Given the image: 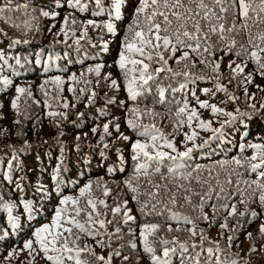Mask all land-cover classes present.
<instances>
[{"label": "trees", "instance_id": "1", "mask_svg": "<svg viewBox=\"0 0 264 264\" xmlns=\"http://www.w3.org/2000/svg\"><path fill=\"white\" fill-rule=\"evenodd\" d=\"M72 2L74 3V0ZM127 2V13L116 19L112 15L110 1L100 0L98 5L96 0H80L79 5L70 7L69 0H0V7L20 5L18 12H6L5 16L0 19V55L5 57L4 60H0V81L5 78L12 81L7 87L0 83V102L12 95L13 84L16 82L39 81L43 82L41 85H44V91L39 85L35 89L28 90L31 93L30 96L28 93L20 96L19 103H21L23 114L17 115V121L21 128H15L10 119L12 111H9L6 104L4 108L0 107V123L1 120L5 122L3 125L5 140H0V256L4 255V250L10 244L19 243L28 236L30 229H34L46 220L52 211L53 204L60 203V200L65 197L78 198L80 188L91 184L92 197L96 200L100 212L99 218L106 221L115 219L116 222L107 224L105 229L94 225L101 235L92 239L81 233V239L77 242V246L83 248L87 245L95 255L106 258L110 251L118 250L120 255H113L112 264H152L151 255L144 251V244L139 235L141 227L146 223L160 225L159 231L148 237V241L154 249L153 254L163 258L164 247L175 248V251L170 252L169 264H182V261L184 264H196L197 259L204 261L208 255L207 249L210 247L214 249L212 264H215L216 257L219 258L221 264H232L233 261L236 264H264V234H261L260 231H256L249 240L250 243L244 255L236 250L237 244L256 226L251 220H254L251 213L244 214L240 221L239 218L228 215L231 211L230 207H220L221 204H235L239 208L237 202L243 199L246 201L245 205L253 204L260 210L258 190L256 195H252V189H247L241 196L235 189L239 186L244 190L246 185L242 182L239 185L236 183L229 185L225 181L227 179L234 182L256 179L257 173L251 172L248 166V161L254 155L255 150L247 145L250 143L264 145V116L255 109L249 108V104L254 102L248 99V94L245 95L248 87L250 89L257 88L260 84L259 82L247 83L243 74L232 79L233 73L228 66L233 61L242 65L246 64L245 73L255 77L259 75V71L251 60L237 57L234 52L225 54L226 49L223 46L216 50L214 55L207 56V59L220 63L221 79L219 83L227 88L228 93H231L235 100H230L223 91L215 89L217 80L211 69L205 68L193 55L191 63H194L196 67L188 70L193 77L204 76L207 79H186L183 76L172 77L171 73H162L163 79L158 78L159 85H153L147 91H142L141 95L135 101L133 100L138 105L132 108H139L142 112L145 109H152L154 115H141L139 124L155 125L178 151H180L181 141L184 138L182 132L187 130L189 123L187 115L182 114L178 118L176 110L185 102L188 103L189 110L193 108L197 112L202 110V114L198 113V116L200 115L201 120L209 122L211 131L206 134L205 139H203L204 137L201 139L202 141L195 140L197 145L203 146L193 151L187 164L192 169H199L198 172L194 171L193 175H201L202 178H208V170L211 169L213 187H216L214 178L219 176L225 192L231 191L232 196L220 200L206 199L203 212L209 217L208 221L198 218L201 216L198 206L184 204L183 207L178 205L172 209L173 212L188 216L195 222L197 233L195 237H191L186 231L192 225L185 224L182 220L178 222L172 219L171 213L168 211H164L162 215H157L155 212L144 215L139 211L141 203L146 200L143 193L149 187L147 181L151 179L155 183H165V180L160 178V174L145 176L143 171L138 174L135 172L137 161L132 159L134 154L132 143L137 140L142 143H150V139L138 135V131H143V128L130 129L132 139L126 144V149L121 151L117 142H114L112 146H106L105 140L112 137V133L108 131L106 134L104 129L100 130L99 125L105 120H114L113 114L119 104V98H122L123 94L128 95L124 75L117 64L125 41L116 45L114 50L109 48L106 52L108 55L103 62L108 69L105 77L116 79L120 86L118 91L111 93L100 92L102 90L99 85L101 78L96 77V81L92 80L88 71V67L96 66L99 58L102 57L103 49L98 45L106 40L96 39L90 44L82 43L81 45L82 40L77 39L81 37L82 31L87 30H94V36L106 39L108 34H104L105 22L103 18H108L113 19L117 25L118 32L115 38L120 36L119 42L125 37L131 40L133 33L129 32V26L135 19L139 0H128ZM41 10L56 13L57 17L54 20L46 19L41 15ZM94 13L99 14L94 15ZM59 15L61 18L58 20ZM66 16L71 18L67 25L64 24ZM73 19L76 21L75 24L72 23ZM89 20L95 24L88 25ZM25 22H28L29 27L24 26ZM62 27L68 36L67 39L64 36L62 41H58L59 37L56 35L61 33ZM53 37L55 45H52ZM15 40H19L20 43H13ZM77 40L79 43L76 42ZM95 42V52H92L91 55L82 53L83 50L86 53L91 52L90 46ZM179 54L177 53V55ZM52 56L55 61H52ZM133 58L138 57L133 56ZM52 62L56 65L54 68H51ZM169 65L175 71L183 70V66H178L174 59L169 61ZM155 66L153 65V67ZM126 67L130 69L132 65L128 64ZM79 73L84 74L83 80L80 81L77 76L76 81H73L71 77L79 75ZM57 76L63 81L59 87L62 90L59 97L54 94L56 85L51 82ZM66 77L70 78L66 79ZM45 81L48 83L45 84ZM182 83L185 84L184 88H180ZM159 87L165 89L163 103L159 101ZM69 88H72L73 91H69ZM83 88L84 91H82ZM205 89L214 90L217 95H211V93L203 95L202 92H205ZM45 92H47V96H45ZM218 96H220L221 102L228 104L229 112L236 116V121L233 120L225 124L220 133H214L212 129L220 128V126L215 128V125L211 124V121L206 118L210 115V108H199L198 101H207L209 104H215L221 108L217 103ZM64 103L68 104L67 108L63 107ZM63 109L66 112H62ZM122 110L125 112L127 108L123 107ZM237 110L239 111L237 112ZM50 111L63 115L52 117L48 114ZM242 113L245 115H241ZM126 115H128V119L133 116L131 111ZM127 118L124 117V127L129 129ZM226 120H228L227 117H225ZM198 122L194 118L191 124ZM248 123L250 124L249 129ZM254 123H256L255 126L252 125ZM63 126L65 127L60 130ZM94 127H96V131L92 133L91 129ZM22 130H25L27 134L23 135ZM192 133L188 136H191ZM82 134H85L84 140L77 141L75 136ZM202 134L204 135V132ZM205 140H208L206 145ZM189 144L192 147L191 141ZM242 144L245 146L243 151H241ZM1 146L10 147L11 150L5 154L7 149ZM171 154L176 155L175 152ZM235 159L245 162V167L238 168L232 163ZM139 162L143 163V158ZM169 163L171 162L165 161V164L161 165V173L167 181L175 180L176 183L188 184V181L176 180L174 176L168 174L166 165ZM221 164H224L223 168L220 167ZM153 166L154 162H149L150 172L153 171ZM232 169H236L242 175L233 174ZM54 177L56 178L54 179ZM129 180H132L134 186L139 185L138 193L134 194L126 187L125 182ZM192 184L197 192L201 191V186L195 184V181ZM204 187L206 188L207 185ZM106 190L108 195L104 194ZM133 195L138 196L139 203L132 199ZM85 199H81L80 207H84ZM192 199L194 206L199 205L197 197ZM100 200L104 201V205L99 204ZM125 201L127 206L122 208V212L131 210L130 214L134 217V220L127 224L124 223L122 214L113 218L111 213V208L123 205ZM25 203L30 205L27 210L24 208ZM213 204L218 209L215 213L209 206ZM6 205L11 207V216L4 218ZM64 208L71 209L72 206L69 203ZM259 210L257 209L255 212L260 221L264 222V213ZM63 216L65 218L64 214ZM166 217L167 220H165ZM12 218H15V225L12 223ZM77 219L84 222L82 218ZM234 221L236 223L232 224ZM225 223L227 228L222 229L220 225ZM246 223H249V227L246 226ZM169 225L173 229L179 227L181 230L169 232L167 230ZM117 227L121 231L115 234ZM201 230L207 237L203 242L200 240ZM76 231L78 230L74 229V232ZM229 236L233 238L231 242L228 240ZM100 239L104 241L105 247L103 248L97 246L96 240ZM173 239L177 241V244L163 245L161 243L162 240L171 242ZM180 243L186 244V251L178 247ZM193 243L197 245L196 249H192ZM132 244H136V247H131ZM217 245H219L218 250ZM195 252L200 253L198 258H194ZM80 258L90 261L91 264H98L95 257L87 252H82ZM65 264H74V261L65 257Z\"/></svg>", "mask_w": 264, "mask_h": 264}, {"label": "snow or ice", "instance_id": "2", "mask_svg": "<svg viewBox=\"0 0 264 264\" xmlns=\"http://www.w3.org/2000/svg\"><path fill=\"white\" fill-rule=\"evenodd\" d=\"M99 5L100 0H96ZM80 4V0H69V6L75 7ZM113 6L116 10V19H119V8L121 6V0H113ZM20 5L16 6H3L0 7V19H2L6 12H18ZM83 10V9H81ZM99 13H94L97 15ZM41 15L48 16L49 13L41 10ZM69 17L64 18V24L67 25ZM72 23L76 21L73 19ZM88 25H92L93 21L89 20ZM26 28L29 27L28 22L24 25ZM104 27L108 32L113 33L114 28L111 23L105 24ZM139 29V30H134ZM129 32L133 33L131 40L125 38L123 50L120 53L117 64L121 69L127 88L129 98L136 100L141 95L142 91H147L153 85H159V79H163L162 73H171L172 77L183 76L186 79H207V77L199 76L193 77L192 73L188 70L195 68L196 65L191 63V57L194 55L199 63L204 65L205 68H210L214 74L217 83L215 89L217 91H223L228 95L230 100H235V97L228 93L227 88L219 83L221 79L220 63L216 61H209L207 56L214 55V52L223 46L226 49L225 54L234 52L237 57H244L247 60H251L256 64L257 70L261 76H264V0H139V5L135 12V19L133 24L129 26ZM61 33L64 34L67 39L68 33L65 29L61 28ZM86 32L81 33V38L86 36ZM239 37V39H237ZM79 43V40L76 41ZM13 43L19 44V40L13 41ZM27 43V41H24ZM177 53H180L177 55ZM133 56L138 58H133ZM5 57L0 55V60H4ZM175 60V63L179 66H183V70L175 71L169 65L170 60ZM235 61L230 62L229 68L233 73L232 79L236 76L244 75L247 83H252L251 74L245 73V65L235 64ZM131 64L132 67L129 69L126 65ZM153 65H156L153 67ZM89 72L95 71L97 75L100 73V67L95 69L89 68ZM83 75V74H82ZM109 77H105L108 79ZM73 81H76L75 75L71 77ZM56 85L57 92L59 91L60 85L63 83L59 76L54 77L51 81ZM151 82V83H150ZM5 87L9 86L12 81L4 79L0 81ZM48 81H45L47 84ZM112 86L116 85V81H112ZM185 84H180V88H184ZM259 87V86H257ZM41 90L44 91V85H41ZM264 91V89H261ZM69 91H73L69 88ZM175 91V89H173ZM206 93L209 91L204 90ZM31 93L23 87H16V97L11 102V107L17 109L18 101L22 94ZM159 101L163 103L165 101V89L159 87L158 89ZM94 95V94H93ZM247 95V91H245ZM47 96V92H45ZM251 98V97H250ZM223 103V101H222ZM199 108L208 109L210 108L211 113L216 115H222L228 118L224 123L220 125V128L212 129L214 133H220L221 129L224 128L225 124L230 123L236 119V116L232 112H226L222 108L217 107L215 104H209L207 101H198ZM47 106V102H46ZM255 108V105H250ZM63 107L67 108L68 104L64 103ZM264 107V105H261ZM131 113L135 116V120L129 119L127 121L128 126L134 130L143 128V131H138V135L144 136L150 139V143H141L139 140L132 143L133 161H137L135 172L138 174L141 171L145 176L153 174H160V178L165 180L164 184L155 183L151 179L147 181L149 185L148 189L143 193L146 200L141 203L139 211L148 215L149 212H155L157 215H162L164 211L171 213V218L176 221H183L185 224L192 225L191 228L186 229L191 237H195L196 224L188 216H182L179 213L173 212L172 209L176 206L183 207L184 204L193 207H199L201 216L198 217L204 221H208L209 217L204 214L203 209L205 206L206 199L211 200L215 198L220 200L222 198L227 199L232 196V192H225V188L220 181L219 176H216L214 188L211 183V172L209 169V177L202 178L201 175H193V172H198L199 169H192L187 164V160L190 158L193 151L203 145H197L195 143L196 133L193 132L191 136L185 135V141H191L192 147H186L184 151H178L175 145L167 140L159 129L155 125H143L139 124L138 121L141 115H154L152 109H145L143 112L139 108H132ZM239 110H237L238 112ZM52 117H56L58 114L54 111L48 113ZM182 114L187 115V121L189 126L193 119L199 121V127L204 130L210 129V124L207 121L201 120L198 116L195 108L190 109L188 103L185 102L183 106L176 110V116L179 118ZM245 115V114H241ZM95 132V129H93ZM109 131V125H104V132L107 134ZM124 140H128L127 136L121 137ZM103 140V137H101ZM205 145L208 140H205ZM247 147L255 150L254 155L248 161V166L251 172L257 173V178L254 180H243L233 181L227 179L225 183L232 185L236 183L239 185L241 182L246 185V189L242 190L239 186L236 187L235 191L243 196V193L247 189H252V195L257 194L261 206H264V145L258 143H250ZM245 146L241 145V151ZM168 149L170 151H165ZM175 152L176 155L171 153ZM143 158V163L139 160ZM165 161L171 163L167 164V172L169 175L174 176L176 180L188 181V184L176 183L175 180L168 182L166 177L161 173V165L165 164ZM258 161V162H257ZM149 162H154L153 171H149ZM238 168L245 167V162L240 159L232 161ZM221 168L224 164L220 165ZM259 170V171H258ZM59 172V170H57ZM231 172L237 176L242 174L237 172L236 169H232ZM56 177H54L55 179ZM201 186V191L197 192L193 187L192 182ZM126 187L134 194L139 192V185L133 184L132 180L125 182ZM207 185L205 188L204 186ZM108 195L107 190L104 193ZM193 197H197L199 205H193ZM85 199L84 207H80L81 199ZM133 200L137 201L138 196L133 195ZM183 201V203H181ZM242 204L246 203L243 199L240 201ZM71 204L72 208L58 207L56 209L55 216L51 221V225L45 224L35 229L32 233V239L24 242L21 251H27L33 260L36 256L43 254V258L50 262V264H65V257L68 260H73L74 264H91L90 261L82 260L80 258L82 252H87L89 255L95 257V261L98 264H112L113 255H120L118 250L109 252L108 257L97 256L93 251L89 249L87 245L83 248L77 246V242L81 239V233L96 239L97 236L101 235L94 225H98L100 229H105L107 224L115 223V219L104 220L100 219V212L95 199L92 197V185L86 184L79 190V197H65L60 200L61 205ZM100 205H104V201H99ZM106 206V205H105ZM127 202L123 205H118L111 208L113 218L118 215H123L124 223L127 224L129 221H133L134 217L130 214L131 210L122 212V208H126ZM213 208L215 213L218 209L216 205H209ZM11 216V207L5 206ZM28 203L24 204V208L29 209ZM220 207H229V205L221 204ZM231 211L228 213L229 216L236 214V205H230ZM90 209V211H88ZM62 214L65 215L64 219H61ZM95 214V215H94ZM241 216L244 213H240ZM251 215L255 217L257 213L252 212ZM82 218L84 222H81ZM168 218L166 217L165 220ZM12 223L15 225V218H12ZM220 227L227 228V224H221ZM74 229L78 230L74 232ZM160 229V225L156 223H146L141 227L140 239L144 244V251L151 255L152 264H169L170 252L175 251V248L164 247L163 258L153 254L154 249L148 241V237L155 235ZM169 232L175 230L180 231L177 227L173 229L169 225ZM121 229L116 228V233H120ZM261 234H264V226L259 229ZM112 234V235H115ZM250 235V234H249ZM111 238V237H110ZM207 237L201 230L200 240L203 242ZM232 237L229 236V242L232 241ZM97 246L105 247L102 239L96 240ZM163 245L169 243L175 245L177 241L173 239L171 242L162 240ZM35 245V247H34ZM110 246V245H109ZM202 246V245H201ZM131 247L135 248L136 244H132ZM178 247L181 250H187L185 243H180ZM192 249H196L197 245L193 243ZM217 250L219 245L216 246ZM254 250V249H253ZM208 255L204 261L199 259L196 260V264H212L214 249H207ZM13 255H18L15 249L8 254L7 258H11ZM199 252L194 253V258H198ZM125 259H127L125 257ZM182 264L184 262L182 261ZM215 264H221L218 257L215 258ZM232 264H236L235 261Z\"/></svg>", "mask_w": 264, "mask_h": 264}, {"label": "rangeland", "instance_id": "3", "mask_svg": "<svg viewBox=\"0 0 264 264\" xmlns=\"http://www.w3.org/2000/svg\"><path fill=\"white\" fill-rule=\"evenodd\" d=\"M102 1H104V2L110 1L112 15H113V17H116V10L114 9V6H113V0H102ZM127 1L128 0H121V6L119 8V17L121 15H124L125 16V14L127 13V11H128V2ZM46 12L49 13L48 16H44V18H46V19H50L51 18L52 20H54L57 17V14L56 13H51L48 10H46ZM60 18H61V15H59L58 20ZM76 18H77V16H76ZM70 20H71V18H69V22L68 23H70ZM103 20H104L105 24L111 23L113 25V28H114V32L113 33L108 32L106 30V28H105L104 34H108L106 36V39H104V38H98L96 35L94 36V30L82 31V32H86L87 35L84 36L83 38L79 37L77 39H81L82 40L81 41V45H82V43L90 44V43H92L91 41H93V40L96 41V39L106 40V41H102L101 44L98 45V47H102L103 51L101 52V56L102 57L99 58V61L97 62V65L94 66V67H88V68L95 69L97 67H100V73H99V75H97L95 71L90 72L92 80L96 81L95 80L96 77H100L101 78V83L99 85H100V88L102 90L100 92L108 91V92H111V93H115L113 91H118V89L120 88L119 83L116 81V79H109V78L108 79H105V74H106V72H107L108 69L104 66V63L103 62L105 60V57H107V55H108V53L106 54L107 50L109 48L111 50H114L115 46L116 45L118 46L119 43H123L125 41V38L126 37L123 38L122 40H120V42H119V37L120 36L118 38H115V35L118 32V28H117V25L115 24L114 20L113 19H108V18H103ZM94 24L95 23H93L92 25H94ZM92 25H90V26H92ZM122 32H123V29L121 30V34H122ZM56 36L59 37L58 38V41H62V39H64V34L63 33H60V34L58 33V35H56ZM95 44H96V42L92 46H90L91 47V52L86 53L83 50L82 53H85L86 55H91L92 52H95ZM52 45H55V39H54V37L52 38ZM51 58H52V61H53L54 60L53 59V56ZM235 64H239V63H234L232 66L235 67ZM82 74L83 73H79V75H76L75 77L77 78V76H78L79 77L78 79L80 81H82L83 78H84V74L83 75ZM69 78L70 77H66V79H69ZM251 78H252V81L253 82H259L260 86L257 87V88H252V89H250L248 87V89H247L248 99L249 100H252L254 102V103H250L249 104V108L255 109L258 113H260L262 116H264V107H261V105H264V91L261 90V89H264V76H261L259 74L257 77H255L254 75H252ZM113 80L116 81V85L115 86H112V83L111 82ZM86 81H88V80H86ZM42 83L43 82H39V81H37V82H30V81H20V82H16V83L13 84L14 91H13L12 95L10 97H7L6 100H2L0 102V107H3L4 108V106L6 104V106L9 109V111L10 110L12 111V113L10 114V115H12V118H10V119L14 123L15 128L16 127L21 128V126H19L18 121H17L18 120L17 115H22L23 114L22 107H21V103H19V101H18V107H17V109H13L11 107V102L16 97V95H17L16 94V87L19 86V87H23V88L29 90V89H35V88H37ZM82 91H84V88L82 89ZM61 92H62L61 89H59L58 92H57V90H54V94L56 96H58V97L61 95ZM65 93H66V90H65ZM210 93H211V95H217V92L214 91V90L208 91L207 93L206 92H202L203 95L204 94L208 95ZM1 95H3V94H1ZM224 95H225V92H224ZM217 103L220 104L221 108L224 111L229 112L228 104L222 103L221 100H220V96H218ZM135 105H138V103H135L132 99L129 98L128 95L123 94V97L122 98H119V104L117 105V107L114 110L115 111L114 114H113L114 115V120L108 119V120L103 121V123H100L99 124L100 125V130L101 129H104V125L105 124H108L109 125V131L112 133V137H108V139L106 138V140H105L106 146H112V144L114 142H117L120 145V148L119 149H121V151H123L124 149H126V144L132 139V133L130 132V129H132V128L129 127V129H126L124 127V121H125L124 117L127 118L128 115H126V114ZM250 105H255V108H252ZM123 107H126L127 108V110L125 112H123V110H122ZM233 111L236 112L235 110H233ZM62 112H66L65 109H63ZM202 112H203L202 110H199L197 113L202 114ZM209 112H210V115L208 117H206V118L211 121V124L212 125H215V128L218 127V126H220L222 123H224V122H221V121H225V116H222V115H216V116H214L211 113V110H209ZM204 113H205V111H204ZM131 119L135 120L136 118H135V116H132ZM140 119H141V117H140ZM140 119H139L138 123L140 122ZM4 123L5 122L3 120H1V123H0V140H5L4 133H3V130H4V126L3 125H4ZM252 125L255 126L256 123H254ZM64 127L65 126H63L60 130H62ZM247 127L249 129L250 128V124ZM93 129H95V131H96V127H94V128L91 129L92 133H95L93 131ZM210 131L211 130H204L201 127H199V122H198L197 124H191V126H188L187 130L185 132H182V135L185 138V135L186 134L189 135L191 132H195L196 133V137H195L196 139L195 140L202 141L201 139L203 137H204L203 139H205L206 134H208ZM203 132H204V135L202 134ZM22 134L23 135H26L27 132L25 130H22ZM85 134H82L81 136L76 135L75 136L76 137V140L77 141H83L84 140L83 136ZM122 136H127L128 137V140L122 139L121 138ZM184 138L181 141L180 151H184L186 147H190L189 141H185ZM1 147L7 149L5 151V154H6L7 151H10L11 150L10 147H3V146H1ZM188 161H189V159H188ZM240 201L241 200H238V202H237L239 204V208L236 206V209H237L236 215L233 216L235 218H239L240 221H241V217H242L240 215V213L243 212L244 214H246L247 212L252 213V212H255V210H257V209L259 210V208L256 207V206H253V204L252 205H245L244 203L242 204ZM52 207H53L52 208V211L49 214L48 218L46 220H44L40 225L36 226L34 229H30L28 231V236L26 238H23L17 244H10L4 250V255L3 256H0V264H49L50 263L45 258H43V254H40V255L36 256V259L33 260L32 256H30L27 251H21V249L23 248V245H24V242L25 241H27L29 239H32V233H33V231L35 229H37V228H39V227H41L42 225H45V224L51 225V221H52L53 217L55 216L56 209L58 207H66V205H61L60 203H58V204H53ZM229 207H230V204H229ZM230 210H231V208H230ZM5 211H7V209ZM259 211H261V212L264 213V206H261V208H260ZM7 215H9V212H7L4 215V218ZM61 219H64L63 214H62ZM251 220H252V222L255 223L256 226H254V228L251 230L250 235H247L245 238H243L241 240V242H239L237 244V249L236 250L239 251V252H241V253H243V255L246 252V249L248 247V244L250 243L249 240L253 237L254 233L256 231H259V229L261 228V226H264V222L263 221H260V218L257 215L254 217V220L253 219H251ZM235 223H236V221H234L232 224H235ZM246 226L249 227V223H246ZM34 247H35V245H34ZM14 249L18 253V255H13L11 258H7L8 257V254L10 252H12Z\"/></svg>", "mask_w": 264, "mask_h": 264}]
</instances>
